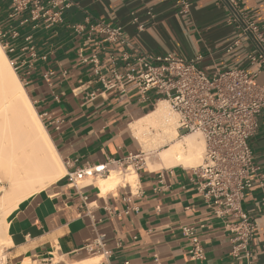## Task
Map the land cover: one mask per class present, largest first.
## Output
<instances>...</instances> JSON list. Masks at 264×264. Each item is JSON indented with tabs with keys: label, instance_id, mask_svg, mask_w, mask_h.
<instances>
[{
	"label": "crops",
	"instance_id": "0c3cea01",
	"mask_svg": "<svg viewBox=\"0 0 264 264\" xmlns=\"http://www.w3.org/2000/svg\"><path fill=\"white\" fill-rule=\"evenodd\" d=\"M190 1L189 11L182 13L177 0H72L63 21L47 26L41 20L25 21L27 10L12 15V0H0V29L14 47L8 57L18 62L17 74L39 116L49 113L51 123L46 128L67 169L50 188L23 200L7 217L11 241L6 247L7 264H20L26 258L41 264L50 259L67 264L92 257L100 258L95 264L244 263L232 254L233 235L225 222L212 217L211 202L198 190L193 167L152 170L144 164L137 172L136 185L121 183L106 194L101 193L96 178L84 176L77 184L68 177L79 169L141 151L129 126L163 99L154 90L142 95L132 83L125 91L103 90L92 65L79 59L80 49L92 53L102 37L89 39L75 25L87 29L98 20L122 25L134 52L185 58L202 54L201 66L210 75L232 67L258 68L248 63L252 43L227 22L229 9L224 0ZM237 1L264 31V0ZM132 13L145 23V30L139 31L132 23ZM13 30L19 32L17 37ZM27 35L31 41L25 40ZM238 38L242 43L227 52L225 48ZM259 78L263 80L264 75ZM92 92H97L94 98ZM250 145L255 164L264 171V113ZM158 159L157 155L154 161ZM242 206L257 224L255 264H264V186L248 188ZM199 224L204 227L195 236L184 234V225ZM101 237L109 255L83 250ZM195 245L203 251L201 258L192 255Z\"/></svg>",
	"mask_w": 264,
	"mask_h": 264
},
{
	"label": "built area",
	"instance_id": "2783aa9c",
	"mask_svg": "<svg viewBox=\"0 0 264 264\" xmlns=\"http://www.w3.org/2000/svg\"><path fill=\"white\" fill-rule=\"evenodd\" d=\"M177 1L182 13L189 11L190 0ZM224 2L229 9L227 22L239 29L254 47L247 58L250 66L258 67L255 71L232 67L210 75L201 66L202 54L185 58L173 53L134 52L130 49L131 43L124 27L104 20L90 22L87 29L75 25V29L89 39L102 37L100 45L92 53L86 54L80 49L79 59L83 64L92 65L103 90L117 88L125 91L131 83L142 95L154 90L160 98L168 101L178 115L179 133L200 132L203 135V161L193 167L194 174L199 178L198 190L211 202L212 217L223 220L232 233L233 256L242 257L243 264H255L253 239L257 224L243 209L242 201L248 188L255 184L264 186V171L255 164L250 145V138L258 131L259 117L264 113V78H259L264 75V31L241 9L237 0ZM71 6L72 0H12V15L27 10L29 17L25 21L41 20L51 26L62 22L64 12ZM132 23L139 31L146 28L135 13H132ZM12 34L17 37L19 32L13 30ZM6 35L0 29V43L9 55L14 47L5 40ZM31 39V35L25 37L26 41ZM104 42L122 49H110ZM241 43L238 38L225 50L231 52ZM10 61L17 72L20 67L18 62L12 58ZM52 73L46 74L48 80ZM96 93L92 92L90 97L94 98ZM40 117L45 126L51 123L48 112L40 113ZM55 127L60 128L56 123ZM144 163L143 151L130 152L123 159L88 166L71 172L68 177L78 184L77 177L105 176L113 168L126 170L130 166L138 172ZM134 209L138 211L139 207ZM203 227L204 224L184 225L182 229L184 234L195 236ZM83 250L91 255L110 254L102 237L87 243ZM192 255L201 258L203 251L195 245ZM43 264H54V261L50 259Z\"/></svg>",
	"mask_w": 264,
	"mask_h": 264
},
{
	"label": "bare ground",
	"instance_id": "6f19581e",
	"mask_svg": "<svg viewBox=\"0 0 264 264\" xmlns=\"http://www.w3.org/2000/svg\"><path fill=\"white\" fill-rule=\"evenodd\" d=\"M129 129L145 151L157 150L158 161L150 156L144 158V164L152 170L175 165L195 167L202 162L205 141L197 134L180 136L177 116L166 99L131 123ZM66 173L46 126L0 43V264L5 241L11 244L7 237V217L23 200L50 188ZM95 178L101 193L106 194L121 183L136 185L138 173L130 166L126 170L113 168L105 176ZM2 182L7 186H2ZM99 259L92 257L67 264H95ZM20 264H37V261L26 258Z\"/></svg>",
	"mask_w": 264,
	"mask_h": 264
},
{
	"label": "rangeland",
	"instance_id": "374dc122",
	"mask_svg": "<svg viewBox=\"0 0 264 264\" xmlns=\"http://www.w3.org/2000/svg\"><path fill=\"white\" fill-rule=\"evenodd\" d=\"M5 49V48H4ZM172 110V109H171ZM173 111V110H172ZM173 113H175L174 111H173ZM176 114V113H175ZM176 116H177V120H178V115L176 114ZM180 134V136L181 135H184V134H197V135H199L202 139H203V141H204V138H203V135L201 134V133H197V132H190V133H179ZM205 143V142H204ZM139 147H140V150L141 151H143V157L144 158H146V157H148V156H150L153 160L155 159V157L158 155L157 154V150H154V149H151V150H149L148 152L147 151H145L144 150V148H142L140 145H139ZM140 152V151H139ZM203 157H204V154H203ZM159 160V159H158ZM202 161H203V159H202ZM202 163V162H201ZM200 163V164H201ZM199 164V165H200ZM116 169H118V168H116ZM128 172V171H127ZM89 178H91V179H94V177H89ZM97 179V182H98V178H96ZM1 185L2 186H7V184L5 183V182H2L1 183ZM134 188V187H133ZM1 194H2V190H1V188H0V196H1ZM6 243L3 245V248H2V252H1V264H7V254H6V247L9 245V243H7L8 241H5ZM55 262H56V264H57V262H58V259H55L54 260ZM37 264H41L40 262H38L37 261ZM58 264H60V263H58Z\"/></svg>",
	"mask_w": 264,
	"mask_h": 264
}]
</instances>
